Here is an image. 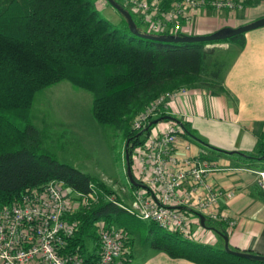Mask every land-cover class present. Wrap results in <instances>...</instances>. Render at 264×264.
<instances>
[{
	"label": "trees",
	"instance_id": "trees-1",
	"mask_svg": "<svg viewBox=\"0 0 264 264\" xmlns=\"http://www.w3.org/2000/svg\"><path fill=\"white\" fill-rule=\"evenodd\" d=\"M98 1L0 0V208L18 202L27 190L40 189L50 181L69 192H94L96 201L92 206L64 215L76 224L63 247L57 250L61 255L81 254L83 264L97 258L94 223L103 220L113 225L114 216L126 212L116 205L119 199L102 181L58 162L45 150L47 134L29 118L35 93L61 80L90 92L91 117L98 125L117 131L125 143L124 165L127 163L130 169L135 150L153 125L148 122L168 114L157 112L139 129L132 127L134 118L164 93L197 84L206 90L222 91L220 67H207L206 58L213 48L206 45L229 42L242 46L244 42L243 33L210 42L167 43L145 39L130 32L124 16L106 0L103 1L114 14L103 17L96 7ZM114 1L128 11L138 32L149 33L141 18L121 0ZM169 1L163 0L164 6ZM159 121L180 126L179 135L201 151L264 169V132L249 152L224 150L197 136L188 122L177 118ZM129 186L136 188L130 183ZM250 190L264 203V190L257 185ZM108 196H113V201H108ZM152 226L157 227L154 223ZM202 227L226 235L217 220L205 218ZM161 232L168 241L152 240L151 246L171 257H192L201 264H264L232 255L221 247L186 242L183 238L175 241L172 237L177 233ZM87 240L92 242L90 250Z\"/></svg>",
	"mask_w": 264,
	"mask_h": 264
},
{
	"label": "built area",
	"instance_id": "built-area-1",
	"mask_svg": "<svg viewBox=\"0 0 264 264\" xmlns=\"http://www.w3.org/2000/svg\"><path fill=\"white\" fill-rule=\"evenodd\" d=\"M141 21L150 34H184L194 16L205 10L216 12L235 7L232 0H121ZM185 89L164 93L146 106L133 120L132 127L139 129L157 112L166 111L167 104ZM181 128L168 122L162 129L148 132L139 149H136L132 166L139 176L138 187L131 193L127 206L116 203L129 215L154 223L159 229L191 237L190 221L194 212L207 219L224 221L218 209L222 191L206 181L208 166L197 157L178 155L177 139ZM182 148L189 149L184 142ZM257 185L264 190V170L255 172ZM94 192H69L57 182L50 181L42 188H32L22 194L16 203L0 208V263L1 264H83L79 253L61 255L65 239L72 234L75 220L64 218L86 207ZM231 197V192L224 194ZM113 201L112 197L107 198ZM181 206L182 208H179ZM227 224L232 222L227 220ZM98 242L97 258L90 264H129L124 246L125 230L107 225L103 220L94 223Z\"/></svg>",
	"mask_w": 264,
	"mask_h": 264
},
{
	"label": "crops",
	"instance_id": "crops-1",
	"mask_svg": "<svg viewBox=\"0 0 264 264\" xmlns=\"http://www.w3.org/2000/svg\"><path fill=\"white\" fill-rule=\"evenodd\" d=\"M233 2L237 8L232 13L234 16H226L225 14L231 13L228 10L219 13L212 9H205L194 16L190 27L184 28V34L210 33L225 26V21L247 22V17L253 16L252 19H255L264 16V0H235ZM243 36V45L233 48L234 57L227 69L224 68L225 74L220 72L222 91L191 86L167 104L166 111L171 116L188 122L190 129L197 136L210 145L224 150H251L259 134L264 132L263 110H253L243 106L241 98H236L235 90L239 87L238 85L244 84L245 79H249L250 85L255 84L257 87L260 83L264 86V26L245 32ZM231 72L233 75L229 76ZM229 90L236 94L233 103L225 100V95L230 92ZM253 93L264 95V88L250 89L249 94L253 95ZM168 122L170 121H162L149 132L159 131ZM184 142L189 143L188 150L182 148ZM177 145L178 155L195 156L208 166L207 183L222 191L217 202L218 209L223 212L225 219L219 222L225 229L228 247L236 251L264 255V203L251 193V187L257 185L253 182L251 174L239 170V167L246 165L214 153L201 151L181 135L178 136ZM131 192L132 189L127 185L125 192L127 199L130 198ZM226 192H231V197L227 198L224 195ZM190 219L192 236L183 237L184 239L214 248H222V240L217 233L202 227L194 214ZM227 220L232 224L228 225ZM143 222H146L149 227L152 225L151 222ZM151 232L150 229L149 233ZM150 237L147 236L144 241L140 242L125 232L124 242L129 264H201L192 257H171L165 251L153 248L150 242L155 239ZM160 237L164 238L161 235Z\"/></svg>",
	"mask_w": 264,
	"mask_h": 264
},
{
	"label": "rangeland",
	"instance_id": "rangeland-1",
	"mask_svg": "<svg viewBox=\"0 0 264 264\" xmlns=\"http://www.w3.org/2000/svg\"><path fill=\"white\" fill-rule=\"evenodd\" d=\"M96 7L103 17L107 18V15L114 14L109 5L103 0L96 2ZM127 8L130 9V7ZM236 10L237 8L235 7L230 11L231 13L229 15H225L234 16L232 13ZM222 12L224 13V11H220L219 13ZM135 15L141 18L137 13H135ZM252 17H247V22H241V20L237 21V23L234 21H225V26L235 27L243 25L256 19H252ZM206 47L213 48L212 53L206 58L207 67L209 69H214L216 66H219L222 74L223 72L225 74L224 68L227 69L229 63L232 62L234 57L233 48L235 49L237 45L225 42L207 44ZM232 75L233 73L231 72L229 76ZM232 85L231 82V86ZM238 86V88H235L237 95L229 90L230 94L227 93L225 95V100L233 103L235 102L234 96L236 95V98H241L243 106L253 110L261 109L263 110L262 113H264V95L255 93H253V95L249 94L250 89H261L264 88V86L260 83L257 84V87L255 84L250 85L249 79H245L244 84ZM197 87L202 86L201 84H197ZM90 105V92L74 87L67 80H61L35 93L29 111V118L35 127L43 129L46 132L47 137L44 140L43 146L58 162L71 165L102 181L107 188L114 192L115 196L119 199L118 202L127 206L131 194L129 199L125 197L126 186H129L126 166L122 159V148L125 143L120 138V135L117 134L116 130L111 127L100 126L93 120L90 114ZM165 113L171 116L167 111H165ZM160 123H162V121L156 122L152 125L151 129ZM251 150L244 152H249ZM239 168V170L250 173L253 182L257 183L258 176L255 172L261 168L247 165ZM134 171H136V168L131 165L130 173L133 175V180L135 178L136 180L134 181L139 182V176L137 177ZM135 187V189L138 188L137 186ZM135 189H132V191ZM108 197L113 198V196ZM87 201L86 208L92 206L96 198L93 195V197L88 198ZM114 218L115 222L113 226L123 228L125 232H128L135 240L138 239L142 242L147 236H151L150 238L153 237L156 241H168L160 237L162 234L160 230L155 227H149L146 222L140 221L129 214L119 213L115 215ZM205 218L206 217H204V219ZM150 229L152 230L151 233H149ZM190 234H192V232H190ZM172 238H175V241H182L184 239L180 234H175ZM190 241L191 240H187L186 242ZM186 245L189 246L188 244ZM86 246L88 250H90L92 242L87 240Z\"/></svg>",
	"mask_w": 264,
	"mask_h": 264
},
{
	"label": "water",
	"instance_id": "water-1",
	"mask_svg": "<svg viewBox=\"0 0 264 264\" xmlns=\"http://www.w3.org/2000/svg\"><path fill=\"white\" fill-rule=\"evenodd\" d=\"M106 2L111 7H113L115 10H117L120 14H122L124 16V18L126 19L128 30L130 32H132L133 34H135L139 37L149 39V40H153V41H160V42H167V43L210 42V41L224 40V39L230 38L232 36L245 33L249 30L264 26V16H262V17L256 18L255 20L248 22L246 24H243V25H238L235 27L222 26V27H220V28H218V29H216L210 33H206V34L156 35V34H150V33H148V34L147 33H140L136 30V27H135V24L131 18V15L128 13L127 10H125L123 7H121L114 0H106ZM161 119L173 120L174 118L170 115H164L161 118H155V119L150 120L148 122V125L155 124L156 122H158ZM257 159H259V158H257ZM126 175L128 178V182L130 184H133L134 186H137V187H143L142 184H140L139 182H135L133 180L131 173H130L129 166L127 163H126ZM179 208H182V207L179 206ZM194 214L197 216L200 225L203 226V221H204L203 215L200 213H197V212H194ZM218 236L222 240V249L225 252L230 253V254L235 255V256H238V257H241V258H244V259H247V260H250V261L264 262V255L258 254V253H250V252L232 250L228 247L227 236L226 235H219V234H218Z\"/></svg>",
	"mask_w": 264,
	"mask_h": 264
}]
</instances>
